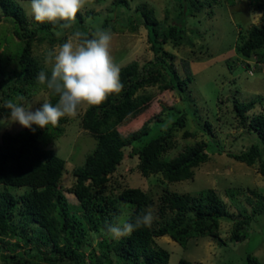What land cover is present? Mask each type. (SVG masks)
Masks as SVG:
<instances>
[{
	"label": "trees",
	"instance_id": "1",
	"mask_svg": "<svg viewBox=\"0 0 264 264\" xmlns=\"http://www.w3.org/2000/svg\"><path fill=\"white\" fill-rule=\"evenodd\" d=\"M18 0H0V21L13 24V37L17 47L10 54H0V114L9 112L4 108L8 99L21 104L39 91L46 89L54 106L59 97L46 85H39L36 77L47 70L33 54V43L46 38L51 44L57 42L54 31L79 30L89 38L98 29L109 30L113 17H105L99 28H87L85 17L79 12L72 28L63 29L58 22L37 23L29 21ZM30 1V0H22ZM177 11L173 23L166 16L159 21L154 11L138 6L135 19L129 13L125 0H114L112 12L118 20L116 31H131L142 25L153 60L140 66L133 61L121 67L120 79L123 89L111 94L99 106H88L81 116L80 125L95 140V147L82 166L73 170L74 183L61 185L65 161L45 146L59 139L68 122L63 117L56 126L40 128L32 125L19 133L8 132L0 137V264H168L169 253L155 243V238L169 237L182 247L192 239L218 238L220 223L232 222V238L238 243L250 238L251 223L264 222V198L250 190L247 208L236 205L237 214L228 212L225 202L216 190L205 188L196 195L165 192L160 197L156 226H141L130 235L112 238L107 231L109 224H116L126 205L133 207L125 219L135 223L136 217L149 209L153 200L140 188L125 187L119 191L103 194L110 178L120 173L124 163L135 160V170L147 178L160 175L162 181L175 183L190 180L194 169L209 161L211 154L222 155L252 167L264 177V115L249 116L255 101L241 103L233 100V110L243 130L224 147L214 142H197L187 145L171 158L166 154L175 148L173 129L186 127V114L165 108L173 114L170 126L165 127L161 117L144 122L138 129L123 133L120 128L141 117L154 99L148 89L170 91L185 99L187 83L192 73L186 67L182 77L174 65V55L164 50L165 45L175 48L184 43L185 24L188 18L198 14L203 7H212L223 1L235 0H174ZM262 12V24L251 25L245 33L239 32L235 53L240 62L250 70L247 60L254 56L255 64L264 65V0L254 2ZM111 30V29H110ZM60 40V45L66 42ZM246 61V62H245ZM235 64V63H234ZM233 64V65H234ZM232 64L229 65V67ZM23 97V100L18 99ZM174 112V113H173ZM169 113V114H171ZM184 138L195 136L184 131ZM25 189L17 197L11 190ZM65 192L74 196L77 207L72 206ZM234 194V193H233ZM92 237H99L87 254ZM14 240V242H12ZM89 244V245H88ZM115 256L113 263L111 255ZM246 264H262L252 254L245 257ZM179 264H191L180 260Z\"/></svg>",
	"mask_w": 264,
	"mask_h": 264
},
{
	"label": "rangeland",
	"instance_id": "2",
	"mask_svg": "<svg viewBox=\"0 0 264 264\" xmlns=\"http://www.w3.org/2000/svg\"><path fill=\"white\" fill-rule=\"evenodd\" d=\"M113 1L87 0L80 10L81 15L85 17L84 25L89 29L99 28L105 17H113L110 25L112 34L110 53L120 68L133 61L138 62L140 66L152 61L154 55L147 41V32L142 25L132 31L129 28H124L122 32L115 30L119 23L112 12ZM125 1L128 3L132 19L136 17L134 11L138 6L152 9L159 21H163L167 16L169 23H173L177 11L174 0ZM259 1L261 0H235L232 3L223 1L210 8L203 7L196 16L188 18L185 24L184 43L177 48L171 45L164 46V50L174 55L175 68L182 77H185L186 67L192 73V80L187 83L185 89L184 101L170 91L148 89L147 92L154 94L148 109L137 120L121 127L120 131L133 132L146 121L154 122L157 116L161 117L165 127L170 126L173 114L164 111L165 108L172 107L180 113H185L186 127L172 130L175 148L165 156L171 158L187 145L212 141L218 147H224L239 136L243 128L235 116L233 100L241 103L255 101L254 109L248 115H264V65H256V58L252 56L247 62L245 61L251 65L248 70L235 53L239 32L245 33L251 25H260L263 22V14L254 4ZM16 3L22 7L29 21L32 22L34 18L30 1L18 0ZM254 13L261 16H254ZM68 35V31H54V38L57 39L54 44H51L48 38L42 43L36 41L33 43V54L47 70L51 69V65L45 64L47 53L60 45L61 39L64 37L67 39ZM16 47L17 39L13 37V24L2 19L0 21V54H10ZM230 64L232 66L229 67ZM49 93L48 90L43 89L21 105L31 104L34 112L42 107L45 100L49 101ZM88 106L81 105L75 117L65 116L68 122L65 125L64 134L45 146L65 161L61 180L63 187L74 183L73 170L83 165L85 157L95 147L93 137L82 130L80 125L81 116ZM2 118L0 114V119ZM154 124L155 122L152 126ZM24 129L26 128L18 122L0 125V137L3 133L15 135ZM184 131L193 133L195 136L184 138ZM125 187L143 189L153 200L150 207L155 217L151 223L152 226H156L159 220L158 206L160 197L165 192L196 195L202 189L212 188L221 196L228 212L234 214H237L236 205L238 204L246 207L249 212L251 205L247 197L255 199L250 190L264 198V177L258 173V166H246L225 154H211L208 162L194 169L192 179L175 183L162 181L160 175L147 178L141 176L135 170V160H131L128 164H123L120 173L110 178L103 189V194L117 192ZM24 190L14 189L11 192L19 197ZM65 196L72 206L77 207V201L73 195L65 192ZM132 210V206L126 205L119 221H125ZM251 226L254 228L250 229V238L240 243L232 238V222L230 221L220 223L219 237L215 239L210 237L192 239L185 247L173 242L169 237L155 238V243L169 253L168 264H179L180 260L191 264H246L247 254H252L264 264V222L251 223ZM110 236L115 238L111 234ZM98 238L92 237L90 245L84 247L86 254L90 247L95 246ZM111 259L114 263L113 254ZM34 263L45 264L43 261L36 260Z\"/></svg>",
	"mask_w": 264,
	"mask_h": 264
},
{
	"label": "clouds",
	"instance_id": "3",
	"mask_svg": "<svg viewBox=\"0 0 264 264\" xmlns=\"http://www.w3.org/2000/svg\"><path fill=\"white\" fill-rule=\"evenodd\" d=\"M87 0H30L31 13L37 23L63 22V29L72 28V22L84 7ZM254 16H261L254 13ZM112 34L109 30L98 29L89 38L75 30L67 36L66 42L55 46L47 53L45 64L51 65V75L40 71L36 77L39 85L54 92L58 103L54 106L47 100L42 107L32 111V105H21L8 99L4 108L9 112L0 119V125L18 122L25 128L37 125L47 128L56 126L65 117H75L78 108L87 104L99 106L111 94L123 89L120 79V66L114 61L110 46ZM18 99L23 100V97ZM155 219L151 208L136 217L135 223L118 221L109 224L107 231L115 238L130 235L141 226H150Z\"/></svg>",
	"mask_w": 264,
	"mask_h": 264
},
{
	"label": "built area",
	"instance_id": "4",
	"mask_svg": "<svg viewBox=\"0 0 264 264\" xmlns=\"http://www.w3.org/2000/svg\"><path fill=\"white\" fill-rule=\"evenodd\" d=\"M251 74V72H249Z\"/></svg>",
	"mask_w": 264,
	"mask_h": 264
}]
</instances>
